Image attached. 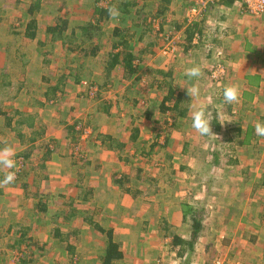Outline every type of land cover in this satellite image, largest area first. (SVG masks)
Returning a JSON list of instances; mask_svg holds the SVG:
<instances>
[{
	"label": "rangeland",
	"instance_id": "1",
	"mask_svg": "<svg viewBox=\"0 0 264 264\" xmlns=\"http://www.w3.org/2000/svg\"><path fill=\"white\" fill-rule=\"evenodd\" d=\"M34 1L0 0V81L7 82L0 86V104L2 111L12 118L10 126H7L4 116L0 115V149L16 146L18 153H26L29 145H34L31 156L16 153L19 157H14L16 168L12 170L16 179L1 187L0 212L6 223L0 228V264H101L105 231L108 232L112 224L108 221L121 220L128 209L140 211L138 222L145 225L147 231L142 235L140 230L131 237L135 242L131 244L132 251L128 257L134 260L135 254L136 257L140 254L135 252L136 246H147L148 241L153 239L152 233H147L156 219L161 218L162 223L167 221L169 213H178L177 207L185 202L197 206L199 211L200 208L204 210L203 228L193 246L183 252L182 258L173 260L169 257L167 264L178 259L175 264H211L215 261H220V264L229 261L233 264H264V137L255 135L253 128L257 120L264 122V80L259 88L246 91L242 97L244 73H235L228 65L230 47L227 44L228 38L239 35L235 25L241 19L248 24L250 18L262 17L264 12L257 15L242 13L236 0L231 9L233 18L224 23L218 20L220 13L213 7L198 14L192 11V0H184L183 5L180 3L182 0H176L171 8L161 13V18L152 20L158 27L156 34L150 32V36L156 35L158 46L155 51H150L152 55L149 56L136 52L134 61L139 64V69L135 76L138 78L134 76L127 80L131 85L126 89L121 66L117 65L109 73L103 71L102 64L108 59L111 44L105 18L100 23L105 35L94 40L101 44L102 52L98 51L100 53L95 56H83L77 48L85 50L87 47L79 26L87 21L95 23V11L104 8L102 4L107 6L105 0L98 1L94 7L95 0H40V8L34 16L36 22L39 20L40 35H37V40L30 41L24 35L31 18L26 8ZM137 2L150 3L148 0ZM164 4L167 6V2ZM148 6L142 9L135 7L130 11L136 17H142L138 10L157 13ZM60 19L68 21L61 38L55 39L50 33L44 35L46 27L61 23ZM203 19L208 23L209 34L206 37L209 36V39L200 37L195 48L210 53L208 71L197 82L193 79L186 81L182 75L176 80L186 86H191L192 81L198 83L201 96L199 100L192 99L193 105L210 101L209 105L217 109L218 121L224 122H220L219 131L211 129L216 136L204 137L191 127L190 115L181 123L177 122L172 132L166 133L169 131L165 132L166 118L157 112V107L160 108L162 96L168 94L169 78L164 79L157 69L173 70L178 57H184L186 53L180 49L185 42L182 37L176 39L173 51L164 52L167 46L165 37L177 34V23L184 28L190 22ZM119 21H114V24ZM167 21L169 25L159 30V22ZM108 26L113 24L108 22ZM131 31H136V27L132 26ZM212 38L218 39L219 43H212ZM76 75L80 77L79 81L74 79ZM260 75L264 76V72ZM60 78L64 85L60 86L55 96L46 94ZM206 84L207 87H204ZM228 84L238 86V102L224 103L222 89ZM182 88L178 86L177 90ZM128 96H133L131 99L136 103H130ZM155 98L157 101H153ZM171 104L169 101L168 105ZM146 110L150 111V117L154 113L151 119L144 117ZM154 117L158 118L157 122ZM31 119L33 127L25 123ZM239 126L244 133L249 132V139L245 138L248 143H232L231 149L228 139L235 137L236 130L233 128ZM69 127L78 130V134L72 133ZM102 132L114 134V138L124 144L123 149H106L108 140L101 137L106 135ZM18 133L24 135V141L20 140ZM33 136L38 137L35 143L29 139ZM131 136L136 140H132ZM19 142L26 143V147H20ZM185 143L196 149L191 154H184L181 149ZM46 145L52 148L54 159L61 157L62 175L70 185L64 187L65 194L51 198L44 214L30 220L31 216L22 217L23 211L26 212L24 204L32 206L39 198H28L20 204L14 203L18 199H11L20 190L33 194L31 188L20 187L23 180H29L28 187L32 184L30 180L36 179L47 181L46 184L54 188L52 179L42 178L46 169L34 165ZM70 150L74 153L71 154ZM214 152H218L219 164L213 161ZM94 157L98 160V168L93 171L92 177L93 161L90 164L89 159ZM8 171L0 168L3 176ZM122 172L132 178L133 190L141 192L136 198L120 191L114 184L116 177L112 174ZM74 182L79 185L73 187ZM90 184H97V197L86 200L90 198L86 195ZM78 192L82 198L75 201L78 205L74 206L76 213L73 214L68 198H73ZM90 212H98L93 215L95 226L85 219ZM19 218L25 223L30 221L25 225L29 226V230L22 240H19V231L15 230L18 226L13 228L14 231L6 227L9 223L15 225ZM55 227L68 238L55 236ZM181 228L189 237L188 219L182 222ZM68 245H72V253L68 252Z\"/></svg>",
	"mask_w": 264,
	"mask_h": 264
},
{
	"label": "crops",
	"instance_id": "2",
	"mask_svg": "<svg viewBox=\"0 0 264 264\" xmlns=\"http://www.w3.org/2000/svg\"><path fill=\"white\" fill-rule=\"evenodd\" d=\"M98 1H100V0L94 1V3L92 4L93 7L99 3ZM105 1L107 3V6H108L109 2H113V5L116 6L118 4V2H122L124 0H105ZM133 1L134 2L132 3L131 9H133L135 7H139L142 9V8H145L147 5H149L148 6L149 8L152 7V8H154V10L156 12H158V10L161 8H164V10H168L169 8H171V6L174 4V2L176 0H167V1L166 0H148V1H150V3L143 2L142 4H139L137 2V0H133ZM183 1L184 0L180 1L181 5H183V3H184ZM166 2H167V6H165V4H164ZM234 3L235 2L233 1L231 6H224L223 4H217L215 7H213V9H216L220 13L219 15H217V18L219 21H223L224 23H226L230 18H233V15H232L233 9L232 8H234V5H233ZM16 4H18L17 1H16ZM30 6H31V4H28V6L26 8L27 13H28V8ZM101 6L104 8H107L106 5L103 6V4H102ZM217 11H216V13H217ZM239 11H240V9H239ZM138 12L142 13V17H138V16L136 17L135 15H133L134 12L131 13V11H130V13H119V20L120 21L118 23H115V24L109 15H108V17H105V20L107 21V27H108L107 33L109 34V39L111 40V44H110V49L108 51L109 54L107 53L108 57L105 56L108 59L106 60V62H103V64H102L103 65V71L106 70V72L109 73L111 70L116 68L117 65L121 66V64H117L113 67H110V63L108 64L112 55L116 52H119L122 49L120 46L114 45V43H115L114 38H118L117 36H114V33H113L114 28H118V29H122V30L126 31L124 33V37L128 38V43L131 46L130 47L131 52L134 55H136V52H137L142 56H149L150 54L152 55V53H150V51L156 50V48L158 46V41H157V39H155V36H156L155 34H156V29H157L158 25H156L155 23L153 24L152 20L156 19L157 17L161 18V16H163V15L161 14L158 16V15H156V13L151 14L150 12H142L139 10H138ZM240 12H242V11H240ZM229 14H231V16H229ZM108 22L112 23L113 26L109 27ZM194 23H197V27L199 28V31H196L198 36L199 37L204 36V38H205L206 35L209 34L207 32L208 27L206 26V24H208V23L205 21V19L201 20L200 22H199V20L197 22L194 21ZM167 24H168V21L166 23L165 22H163V23L159 22V28L158 29L162 30L163 28H165L169 25V24L168 25ZM175 25H176V27L178 26L177 24H175ZM37 26L38 27H37L35 38L29 39L26 37L28 40H30V41L37 40V35H40L39 30H38V28L40 27L39 26V20H37ZM132 26L136 27V31H133V32L131 31ZM235 26L238 27L239 35L235 34L233 38H231V39L228 38V40H227V44L230 47V50L228 51V55H229L228 65L232 67V69L235 73H244V79L242 81H243V87H244L245 91L244 90L242 91V97H243V94L246 93V91H248V90L250 91L251 89L256 90V88H259L261 82H263V80H264V76L260 75L264 72V14L262 17H258V18L254 17L253 19L250 18L248 20V24L244 19H241L240 23L236 24ZM182 28H183V25H181V27L175 31L177 34H179L183 38H185V34L179 33L182 30ZM209 31H211V30L209 29ZM150 32H154L155 33L154 36H152V35L150 36ZM213 32H215V31H213ZM48 33L49 32H47V27H46L44 35H47ZM207 37H209V36H207ZM207 37L205 38V40L209 39ZM236 37H238L237 41H236ZM212 39H211L212 43H215V44L219 43L218 39H213V40ZM225 40L226 39H224L223 41H225ZM184 41L185 42H183L184 44L181 46L180 49L181 50L184 49L183 52L186 54L184 55V57H178V59L176 60L177 62L174 63L173 70H172V68H170L169 70H163L162 68H159V70L157 69V72H160V73H162V71H164L165 73L169 72V75L167 76L169 78V88L174 90V96H176V94L178 92H185V94L183 93V95H184L183 100H185L187 105H188L186 115L190 116L191 112H192V105L194 102H193L192 98H190L188 96L186 88L181 87V81H178L176 79H178L179 75H182L184 77V78L182 77V79L188 80L189 78L184 75V70L188 67L193 66V64L198 65L201 68L203 74L205 72H207L208 66L210 64L209 60H207V59L210 57V53L208 51H205V50L200 49V48L197 50L195 48V46L192 45L191 42H190V44H188L187 43L188 40L184 39ZM39 43L42 44L43 41L40 40ZM184 45H187V47L185 48ZM188 45H190V46H188ZM101 47H100V50H101ZM100 52H102V51H100ZM100 52H98V53H100ZM139 60H141V59H139ZM162 76H164V75H162ZM197 80H199V78H193V81L197 82ZM124 81H126V87L125 88L127 89L128 87H130V84H129L130 81L129 82L127 80H124ZM193 81H192V83H195ZM252 81L254 83H252ZM178 86H180V88H182V90H180V89L177 90ZM204 87H207V84ZM165 96H167L166 93L162 96L160 103L163 102V100H164V104L167 105L168 102L165 101V99H164ZM132 97L133 96H130L129 98H127V100L130 103L131 102L136 103L134 100L131 99ZM241 99H243V98H241ZM153 101H157V98H155ZM171 103H172V101H171ZM158 104H159V102H158ZM180 105H182V102ZM145 112H144L145 118L151 119L152 116H154V113H153V115L151 117L150 116L147 117ZM157 112L162 113V115L166 118L165 120L167 122H166L165 132L167 130H169L166 133H170V132H172L171 131L172 129L173 130L176 129V126L174 125V121H173V112L171 110H166L165 112H161L160 108L157 107ZM1 116H3V115H1ZM169 117H171V118L169 119ZM178 119L182 120V119H180V117ZM153 120L157 122L158 118L154 117ZM91 132H92V130H91ZM102 133L107 134V132H102ZM111 135L114 136V134H111ZM37 139H38V137L33 139V140H30V141L35 143V141ZM25 144L26 143H22V142L18 143V145L20 147L24 146V148L26 147ZM33 147H34V145H29V148H27L26 153L25 152L18 153V148H16V146L13 148V150H15V156H17V157H19L18 154H24L25 156H28V155L31 156L33 154V151H34ZM38 150H40V149H38ZM47 150H48V146L46 145L43 153L40 156V159L34 165H37V167H42V168L46 169L44 174H42V178H45V179L50 178V180L52 179L54 182V185H55L54 188H51L49 184H46L47 181H42L43 182L42 183L41 181L36 180V179L35 180L31 179L30 182L32 184L30 187H28L27 183L29 182V180H23L20 187H22V189L31 188L33 194L25 193V192H22V190H20V192H18L19 196L17 195L11 199L12 201H14L13 199H18L19 201H14V203L18 202V204L24 203L25 200H28V198H31V199H38L39 198L40 199L37 201L38 203L32 204V206H30L31 204L29 206L28 205L26 206L24 204V206L26 207V209H25L26 212L23 211L24 215L22 217L28 218L31 216L30 220H33V218H35V216L37 217L39 215L44 214V211L47 208V204L51 200V198L53 196L57 197V196H62L63 194H65L66 192L64 191V187L70 185V182L67 180L65 181V179L63 177L64 175H62L63 174V170H62V163L63 162L61 161V157L58 156L59 159H54L53 150L50 151L49 156H46ZM40 152L41 151H39V153ZM70 152H71V154L74 153V152L72 153V150H70ZM103 152L105 153L106 151H103ZM16 153H18V154H16ZM73 156L76 157V155H73ZM81 160L83 163L84 160L82 158H81ZM91 161H93V166L91 168L92 174L91 173L90 174L93 177V171L97 170V167H98V165H97L98 160H96V158L94 157L92 160L89 159L90 164H92ZM56 162L60 163L61 166L58 164L56 165ZM52 170H55V171H52ZM0 179H3V174L1 172H0ZM48 183H49V181H48ZM77 185H79V184H77L76 182L73 183V187H75ZM88 187H90L89 188L90 189V193H89L90 199H92V198L95 199L97 197V188H98L97 184H95V185L90 184V185H88ZM76 189L78 190V187H76ZM8 190H11V189L8 188ZM91 191H92V193H91ZM2 192H3V190L0 187V195ZM36 193L39 194L37 197H36ZM79 196H80V192L73 195V198H68L71 201V205L70 204H68V205L73 206L71 209V213H73V214L76 213L74 206L78 205L75 203V201L77 200V202H78V198H82V196H80V197ZM90 199H86V200H90ZM8 203H9V201L6 203V206L8 205ZM38 204H41L39 206H41L42 208L38 209L37 208ZM177 209H178V213H177V211H173L172 213L168 212L169 217L167 218V222L170 224L173 232H175L179 237H181L183 239H188V235H185L186 234L185 231L183 232L182 228H181L182 222H183V216L181 213V209H180V207H177ZM131 210H132V212H131ZM135 211H139V210L128 209V210H126V214L121 217V220H119V219L114 220L113 219L111 221H108V222H112V224L109 225V229H111V235L113 237V241L118 244V248L122 252V257L119 259H115L112 264H167L166 259L169 257H171L173 260L175 258H182L181 255L184 254L185 253L184 251L188 250L190 247L189 243L188 244L185 243L183 245L184 251L182 250L180 252L178 250L179 246L178 245L174 246V243L171 240V236L168 233H166V228L162 224L161 218L156 219V223L152 224V229L150 230V232L147 233V234L152 233V237H153V239L151 241L150 240L148 241V245L145 246V245L140 244L141 247L136 246L137 250L135 252L140 253V254L137 257L135 254L134 260L132 259V257H128V254L130 253V251H132L131 244L133 242H135V241L131 240V237L135 236L136 233L140 230L142 231V235H143V233L147 232V231H145L146 226L145 225L142 226L138 222V217L140 216V211L139 212H135ZM6 212H8V209ZM170 212H171V210H170ZM97 213L98 212H90L89 214L96 216ZM132 213H134L135 215H133ZM179 213H181V215ZM0 214H2V212H0ZM141 215H142V213H141ZM66 216H68V214H66ZM72 216H74V215H72ZM125 217H128V218L125 219ZM122 220H126V221H122ZM95 221H94V223H95ZM113 221H114V224H113ZM25 222H26L25 220L19 218L16 220L15 225L9 223V224H7L6 227L7 228L10 227V230L14 231L13 228L15 226H18V228L15 230L19 231L18 235L21 237V238H19V240H22L23 236H25L24 235L25 232H27V230H29V226L26 227L25 225L29 224L30 221L27 223H25ZM5 223H6V220H5L4 215L2 214V215H0V228L3 227V224L5 226ZM116 223H117V225H116ZM121 224H122V226H121ZM143 224H145V223H143ZM149 226L151 227V225H149ZM56 228L57 227H55V229ZM171 228H170V230H171ZM57 229H59V228H57ZM187 231H188V233H190V229H187ZM59 232L61 234H63L60 230H59ZM104 244H105V242H104ZM102 253L100 255V258L102 257ZM177 261H179V259L174 261L172 264H175ZM231 263H232L231 261L227 262V264H231Z\"/></svg>",
	"mask_w": 264,
	"mask_h": 264
},
{
	"label": "trees",
	"instance_id": "3",
	"mask_svg": "<svg viewBox=\"0 0 264 264\" xmlns=\"http://www.w3.org/2000/svg\"><path fill=\"white\" fill-rule=\"evenodd\" d=\"M167 1V0H166ZM233 1L235 0H217L216 3L217 4H223L224 6H231ZM132 1H127L124 0L122 2H118V4L115 6L116 8L119 9V13H130V9L132 6ZM113 2H109L107 8H97L95 13L97 15V18L95 20V23L92 22H84L82 23L79 28H80V35H82L83 40L85 42V45L87 44V47H85V50L80 48L79 46L77 48H79V52L83 53V56H87V55H91V56H95L98 51L100 50L101 44L97 41H94L95 38L98 37H102L105 35V33L102 30V26H101V19L108 17V8L112 7ZM40 8V0H35L33 3H31V6L28 8V13L30 14L31 18L28 21L26 27H25V32L24 35L31 39V38H35L36 36V31H37V22H36V18L34 17L36 15L37 10ZM164 11V8H161L158 10V12L156 13V15H161V13ZM152 17V16H151ZM61 23H56L55 25H51L47 27V32H49L50 34L53 35V37L55 39L61 38L62 33L64 32V30L68 27V21L66 19H60ZM177 27L175 26V29H179L181 27L180 24L177 23ZM74 29L71 31V36L73 35ZM162 29V28H161ZM196 31H199V28L197 27V23L190 22L188 23L184 29L181 30V32H183V34H185V38L182 37V39H186L188 40L187 43L190 44V42L193 45V37L195 35V33L197 34ZM126 31L122 30V29H118V28H114L113 29V33L114 36H117L118 38H116V41H114V45L120 46L122 49L119 52H116L112 55V57L110 58V61L108 62V64L110 63V67H113L117 64H121L122 68H123V80H129L132 77L134 78V76L136 75L138 69H139V64H137L134 60L136 59V55H134L131 52V46L128 43V38L124 37V33ZM181 36V35H180ZM185 48L187 47V45H184ZM190 46V45H188ZM195 46V45H194ZM138 59V58H137ZM81 68V65L79 66V70ZM164 79L168 78L167 76L169 75V72H164L162 71L161 73ZM135 78H138V76H135ZM76 81H79L80 77L78 75L75 76L74 78ZM133 80V79H132ZM135 80V79H134ZM162 82H165L163 80H161ZM7 82L5 80H1L0 81V86H4ZM61 85H64V83L62 82V78L59 79L58 83L56 85H54L53 87L51 86L49 88V92H46V94H52V96H55L56 92L58 90L61 89ZM131 85V83H130ZM169 87V84H168ZM183 93L185 94V92H178L176 94V96H174V90L168 88V94L167 96L164 97L165 101H172V105L169 106L168 104L165 105L164 104V100L163 102H161L160 104V110L161 112H165L166 110H171L173 112V121H174V125L179 122L181 123V120H179L178 118L180 117V119H184L189 117L187 114V109H188V105L186 103L185 100H183ZM182 102V105H180ZM1 104H0V115H3L6 119V125L10 126L11 124V117L8 116L4 111H2L1 109ZM146 116H150L151 113L150 111L146 110L145 112ZM208 114L212 115V120L210 121V127L212 130L214 131H219L221 128V124L218 121V117H217V109L213 108L212 105H209L208 107ZM27 126L29 127H33V119H31L29 122H25ZM21 124V123H19ZM234 130H236V135L234 138L230 139L229 137V142H230V148L232 149L233 144H247L248 141L245 139H249V132L244 133V131L242 130L241 126H239L238 128H233ZM69 130H71L72 133H77L78 134V130L73 129L72 127H69ZM18 135L20 136V140L24 141V135L18 133ZM74 137V136H73ZM104 137L108 140V143L105 144V148L106 149H110V150H121L124 147V144H122L121 142H118L116 140V138H114V136L112 135H104L101 136ZM204 137H208V136H204ZM244 137V138H242ZM79 138V135H78ZM30 140L35 139V136L29 138ZM132 140H136V138L134 136H131ZM166 140L168 138H165ZM246 140V141H245ZM233 143V144H232ZM192 147H189V143H185L182 146V152L184 154H191L194 149H191ZM52 150V148H50L48 146V150H47V154L46 156L50 155V151ZM215 155L214 156V163L219 164V161L217 160V156H218V152H214ZM231 160H229L230 162ZM234 162H236V160H234ZM185 167V166H184ZM98 168V167H97ZM186 168V167H185ZM113 177H116L113 179L114 184L116 185V187L123 192H126L128 194H131L132 198H136L141 192L138 190H133L132 188V183H131V177L129 174L122 172L119 175L117 174H112ZM138 178V175H137ZM130 184V185H129ZM90 187H88L86 189V195L88 197L89 193H90ZM93 191V190H92ZM91 191V193H92ZM39 194L36 193V197ZM90 199V198H89ZM40 200V199H39ZM38 203V202H37ZM41 204L37 205V208H42L41 206H39ZM181 205V213L183 216V221H187V219L189 220V229H190V233H189V237L188 239H183L181 237H179L175 232H173L170 224L167 221H164L162 224L165 226L166 228V233H168L171 236V240L175 245H178L179 248L178 250L181 252L183 250V245L185 243H189L190 248L193 246L194 241H196V238L198 237V234L200 233V231L203 228V222H202V214L204 213V210H202L200 208L197 209V206H194L190 203H183L180 204ZM86 221H88V223H90L91 225L95 226L94 224V218L92 214H88V216L85 217ZM171 228V230H170ZM101 230V229H100ZM103 232V231H102ZM106 232V241L104 244V248H103V253H102V262L101 264H112L113 261L115 259H119L122 257V252L119 250L118 248V244L116 242L113 241V237L111 235V229ZM54 235L58 236L62 239L64 238H68V235H63L59 232V229H55L54 230ZM68 249V252L72 253L73 247L72 245H68L66 247ZM184 251V250H183ZM179 252V253H180ZM211 264H216L215 262H211ZM222 264H227V263H223ZM233 264V263H231Z\"/></svg>",
	"mask_w": 264,
	"mask_h": 264
},
{
	"label": "clouds",
	"instance_id": "4",
	"mask_svg": "<svg viewBox=\"0 0 264 264\" xmlns=\"http://www.w3.org/2000/svg\"><path fill=\"white\" fill-rule=\"evenodd\" d=\"M108 15L112 18L113 21H118L119 19V9L115 6L108 8ZM184 75L189 79L200 78L203 73L201 68L198 65L193 64V66L188 67L184 70ZM186 86V85H181ZM187 94L190 98L199 100L201 96V90L198 83H193L191 86H186ZM239 88L235 84L225 85L222 89L223 101L226 104H232L239 101ZM209 102H199L192 106L191 112V127L200 135V136H210L215 135L211 131L210 121L212 118L208 114ZM223 123L224 121H219ZM254 133L257 136L264 137V122L257 120L254 125ZM15 151L9 147L5 146L0 149V168L9 169L3 179H0V187L9 185L13 183L16 179L15 171H12L16 168Z\"/></svg>",
	"mask_w": 264,
	"mask_h": 264
},
{
	"label": "built area",
	"instance_id": "5",
	"mask_svg": "<svg viewBox=\"0 0 264 264\" xmlns=\"http://www.w3.org/2000/svg\"><path fill=\"white\" fill-rule=\"evenodd\" d=\"M192 11L202 13L204 12L207 8L210 7H215L217 5L216 1L217 0H192ZM239 1V8L240 11L243 13H249V14H261L264 12V0H237ZM180 36L179 34L175 35L174 37L170 35H166V42L167 46L164 48V52L167 50H174L175 49V44H176V39H179ZM198 34H195L193 37V45L198 44L199 40ZM214 70H217V68H214ZM213 77V75H212ZM83 131V130H82ZM82 131L81 134H82ZM81 137V135H80ZM216 264H220V261H216Z\"/></svg>",
	"mask_w": 264,
	"mask_h": 264
}]
</instances>
